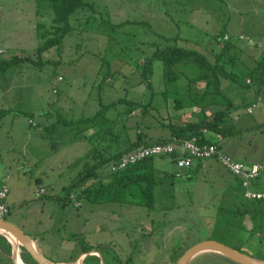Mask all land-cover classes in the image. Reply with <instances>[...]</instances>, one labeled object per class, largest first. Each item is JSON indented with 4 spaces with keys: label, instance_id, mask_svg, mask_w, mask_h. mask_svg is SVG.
<instances>
[{
    "label": "rangeland",
    "instance_id": "374dc122",
    "mask_svg": "<svg viewBox=\"0 0 264 264\" xmlns=\"http://www.w3.org/2000/svg\"><path fill=\"white\" fill-rule=\"evenodd\" d=\"M86 1V7L72 14L70 22L73 28L65 36L63 47L50 48L39 57L37 47L41 40L36 35L38 16L35 1L0 0V57L10 58L15 54L36 56L37 53V58L54 60L51 63H42L41 60L35 63L36 67L28 61L14 64L1 76L0 163L20 153L24 162L35 164L29 175L39 174L54 186L53 190L60 191L61 197H68L63 187L68 186L85 165L74 163L106 140L99 137L73 140L74 132L57 134L53 149L50 141L43 136L44 123L53 122L60 113L68 118L91 116L100 107L122 97L144 102L153 99L156 106L168 101L169 110L163 109L156 115L163 119L161 115L166 116L167 111L174 114L176 86L180 84L181 90H184L182 86L185 88L187 85L184 75L166 88L164 64L156 60L152 80L158 93L152 95V90L140 82L142 68L139 63L165 41L158 34L179 35L177 44L197 48L208 56L218 51V32L243 33L264 45V0ZM166 15L169 18L165 24L162 18ZM244 43L250 47L260 46L257 41L253 45L243 42L244 50H248ZM258 49L264 54L263 48ZM184 70L188 74L193 73L192 70ZM223 81L225 92L234 100V84L237 83L227 79ZM197 88L203 90L204 83L200 82ZM164 89H167L166 93H162ZM4 109L7 111L4 112ZM124 110L125 103H120L116 109L111 108L104 113L119 120L115 124L118 131L134 133L137 120L143 117L140 109L128 120L125 114H119ZM233 112L234 108L230 114ZM30 117L34 123H30ZM173 117L180 120L178 115ZM231 117L228 116V122H225L232 123L234 120L231 121ZM150 121L154 126L140 124L141 129L154 136L168 133L161 128L158 120L152 117ZM91 132L93 129L86 133ZM242 137L237 142L238 138L232 136H210L231 154L243 148V158L239 159L247 165L252 158L261 161L262 155L264 158V124L250 128ZM250 143L257 146L256 151L247 149ZM248 152L252 154L248 155ZM167 164L170 169L156 172L158 184L153 208L131 203H93L75 195L67 198L62 207L57 204L55 219L60 232L50 237L55 250L50 252L68 258L76 247L80 251L96 244L101 245L99 251L109 264H126L128 261L131 264L133 257L136 264H159L164 255L171 256L178 246L189 248L204 239L224 238L228 244L264 258L263 215L252 219L261 224L257 230L253 231L252 221L245 218L243 225L234 224L232 234L224 235L228 227L217 217L219 206L223 204L219 201L220 192L224 189L222 181L211 177L203 169L189 180L187 177H170L175 165L170 161ZM109 168L111 170V166L105 168L102 176L108 174ZM261 179L264 180V175ZM253 188L264 191V187ZM35 201L38 202V199ZM226 202L232 203L231 200ZM166 206L170 208L163 209ZM163 218H167L169 225L164 235L161 223H158ZM155 222L158 225H154ZM41 238L44 243L49 242L48 236ZM148 242L151 243L150 248ZM89 261L95 262V258ZM190 264L239 263L210 251L197 255Z\"/></svg>",
    "mask_w": 264,
    "mask_h": 264
},
{
    "label": "trees",
    "instance_id": "16d2710c",
    "mask_svg": "<svg viewBox=\"0 0 264 264\" xmlns=\"http://www.w3.org/2000/svg\"><path fill=\"white\" fill-rule=\"evenodd\" d=\"M34 1L36 15L38 16L36 35H38V38L41 40L37 47V53L40 57L42 53L50 48L55 46L58 48L63 47L65 36L70 33L73 28L70 22L72 14L78 9L86 7L88 2L86 0ZM47 18H50V20L47 21ZM225 35H228L227 39H224ZM158 36L165 41L160 43L151 55L146 56L139 63V66L142 68V79L140 82L145 83L152 90V95L158 93L154 90L152 80L154 62L156 60H161L164 64L163 71L166 88L172 83H177L184 75L188 80L187 85L185 88L182 86L184 90H181L180 84L176 86L173 99L175 108L174 114L190 112L192 118L182 123L174 119V114L167 111V115H161L163 119H160L156 113H160L163 109L169 110L168 101L156 106L153 99L144 102L122 97L119 100H114L105 104L104 107H100L91 116L68 118L60 113L58 118L53 122L44 123L42 128L43 136L50 141L53 149L56 147L57 134L62 135L74 132L72 136L73 140H92L94 137L106 140L104 141L105 143L103 142L104 144L95 145L87 152L86 156L80 157V159L74 163L76 165L82 162L85 165L71 183L63 187V191L66 190L68 195V197L60 196L63 202L68 201L67 198H71V193L77 190V197L79 199H86L93 203L119 202L145 205L149 208H153L155 207V188L158 184L154 159L155 157L164 156L175 158L179 152L171 156H150L114 172L109 168L108 174L102 176V172L105 168L118 163L124 154L130 151L151 146L155 143L178 142L191 139L195 136L198 138V142L216 143L222 148L220 142L210 138L211 135L214 134L215 137L216 135L228 137L241 134V131L237 130L234 124L225 122L228 115H231V109L234 108V100L225 92L223 88V79L230 80L233 84L236 82L238 87L247 88L251 82L250 78H254L257 72L263 85L264 54L263 57L258 60L259 63L255 70H246L245 67L248 66L246 65L247 53L244 50L243 42L247 41L240 39L238 35L234 36L229 32H218L216 38L219 43V48L218 51H213L211 53V55L213 54L212 56H208L197 48H188L177 44V40L180 39L179 35L166 36L158 34ZM257 48H260V46ZM37 53L36 56L15 54L10 58L0 57V78L3 73L14 64L20 65L28 61L36 67L35 63L41 62V60L42 63L45 61L49 63L54 62V60L45 59L44 57L37 58ZM184 69L192 70L193 73L188 74ZM200 82L204 83L203 90L197 88ZM261 88L259 92H261ZM57 92L58 90H56L55 93ZM166 92L167 89L162 91V93ZM120 103H125L126 110H124V112H119V114H125L127 120L132 115L136 114L135 111L137 109H140V114L143 117L137 120V124L135 125L137 126L136 132L129 134L128 132L118 131V129L115 128V124H117L119 120L115 117L111 118L108 114L106 115L104 113L108 109H116L117 104ZM244 105H246V103H244ZM249 105L245 107V110ZM3 111L6 112L7 109ZM208 111H211V114H208ZM152 117L158 120L163 130H168L169 135H167L168 133H164L160 136H154L141 129L140 124H145L147 127L154 126L150 121ZM29 119L30 123H34L32 117ZM91 129H93V132L87 134L86 132ZM205 130H207L206 133ZM4 184L7 183H2L0 187ZM41 188H39V190ZM240 189L239 192L233 194L236 200L232 203L224 202L219 206V214L217 217L223 225L225 224V226L228 227L227 231H229L224 232V235L232 234L234 232V224L239 223L243 225L245 218L252 221V225H254L253 231L257 230V226L258 228L261 227V224H256V221L252 219L257 217V215L264 216V200L247 199L244 197L242 186ZM36 196L40 197L37 194ZM7 199L5 202L9 206ZM10 212L11 208L9 206L8 215ZM216 239L227 243L224 238ZM231 246L242 249L234 245ZM187 248L188 247L180 246L174 250L171 257L175 264ZM91 250L98 251L99 247L90 246V248H85V252ZM94 256L97 258L92 264H99L100 260L98 256ZM84 261L91 263L87 257ZM129 262L130 261L126 264H129Z\"/></svg>",
    "mask_w": 264,
    "mask_h": 264
},
{
    "label": "crops",
    "instance_id": "0c3cea01",
    "mask_svg": "<svg viewBox=\"0 0 264 264\" xmlns=\"http://www.w3.org/2000/svg\"><path fill=\"white\" fill-rule=\"evenodd\" d=\"M168 18H169L168 15L162 18L165 24L167 23ZM239 34H243V33H239ZM239 34H236L234 32V36H237ZM245 45L248 48V50H250V51L245 50L247 53L246 65H248L247 67H245V69L255 70V68L258 66L259 63L258 60L263 57V53L257 47H250L247 44ZM250 80L251 82L249 83V86L247 88L238 87L237 85L234 84L235 87L234 112L231 114L232 115L231 121L233 120L234 121L231 124H234L236 129L241 131V134L232 136L234 138H238L236 140L237 142L243 139L242 136L250 128L261 127V125L264 124V99L263 101L260 102L259 106L254 110V113L248 114L245 111V107L256 99L257 95L259 94V90L262 86V81L258 77L257 72L254 75V78H250ZM254 82L256 85L254 84ZM244 103H246V105H244ZM208 114H211V111L208 112ZM175 115H178L180 117L179 122L182 123L192 118L190 112L178 113V114L176 113ZM226 122H228V119H226ZM167 135H169V133ZM252 144L253 143H250L249 144L250 148L247 147V149H250L251 151L252 150L256 151L257 146ZM242 150L243 148L234 154H231L226 150L224 151H226L236 160L244 162L243 160L239 159V158H243L244 154ZM249 153L252 154V152H248L247 154L249 155ZM20 155L21 154L18 153L11 157L9 156L8 158H5L6 160L2 161V164L0 163V185L6 182L10 188L7 202L11 208V212L8 215V218H6L5 220H8L18 225L25 233L29 235L33 243L42 250V252L46 255V257H48L49 259L55 262L66 263V262L74 261L79 258L80 259L82 258V261L85 262L84 259L86 257L87 259L88 258L96 259L97 257H95L94 255L98 256V259L101 262L104 257L99 250H98L99 252L95 250L85 252L84 248H82L79 251L77 250L76 247L75 248L76 251L73 254L70 253L68 255V258H62L60 254L54 255L53 253L50 252V250L55 251L53 249V242L50 239V237H55L60 232V227L57 224V220L55 219L56 205L60 203L62 207V205L65 204L66 202H63L61 200L59 194L60 191L56 192L55 190H53L54 186L51 185V183L46 182L39 174L37 176H35V174L29 175V171H31L34 168L33 165L35 164H33L31 161L24 162L21 159ZM260 159L262 160L259 161L256 158H252V160H250L249 162L250 163L249 165H252L253 163L264 164L263 155L261 156ZM168 161L174 163L175 165V167L172 169L173 171L170 172V177H174V176L178 177L176 175V172L180 171L182 175L178 178L187 177L189 180L193 178L198 171L203 169L211 177L215 176L216 178H219V181H222L223 183L222 187H224L223 191L220 192L221 200L219 201H223V203L229 200H231L232 202L236 200V198L235 199L233 198L234 197L233 194L241 190L240 178L230 173L215 158H210L206 160H198L197 158L193 161V165L191 167L180 169L175 159L172 157H166V156L155 157L154 159L155 172H157V170L164 172L167 169H170V166H168L167 164ZM3 164L5 165V168ZM221 166L226 171L223 170ZM262 175H264V168L260 173V175L253 181L252 188L254 186L264 187V180L261 179ZM41 187L45 188V193L42 196L37 197L36 192ZM77 194H78L77 190L73 191L71 193V197H73L74 195L77 196ZM35 199H38V202H36ZM169 208H170L169 206H166L163 209L168 210ZM166 219L167 218H163V220H160L158 222L161 223L160 227L163 235L165 234V232H167V227L169 226ZM158 223L155 222L154 225H158ZM46 236H48L49 242L44 243L40 239H42L41 237H43L44 239V237ZM48 246H51V248H49ZM90 246L93 247L98 246L100 249L101 245L90 244ZM147 246L148 248H150L151 243L148 242ZM157 248L159 249V246H157ZM14 249L15 248L13 246L11 239L6 234L0 231V264H36L32 259L30 253L24 247L20 246L19 249L16 251H14ZM48 251L52 255L49 254ZM104 261L106 262V260ZM133 261H134V257H133ZM133 261L131 262V264L132 263L136 264ZM161 261L162 262L159 264H174V261L170 255H164ZM90 262L93 263V261ZM150 263L154 264L153 262ZM140 264L143 263L141 262Z\"/></svg>",
    "mask_w": 264,
    "mask_h": 264
},
{
    "label": "built area",
    "instance_id": "2783aa9c",
    "mask_svg": "<svg viewBox=\"0 0 264 264\" xmlns=\"http://www.w3.org/2000/svg\"><path fill=\"white\" fill-rule=\"evenodd\" d=\"M238 37L242 40H246L251 45L257 43L264 49V45L259 40H255L250 35L240 34ZM228 35L224 36L227 39ZM62 79V76L59 77ZM250 81V80H249ZM56 92V90H54ZM264 99V83L261 88V92L257 95V98L247 108V113H253L254 110L259 106L260 102ZM207 130H205V133ZM198 138L195 136L191 139H186L178 142H162L155 143L151 146L137 148L130 151L121 158L118 163L111 165L112 171L123 169L131 164L137 163L142 159L155 155H175L174 158L180 169L189 168L193 165V161L206 160L210 158L217 159L228 171L233 175L240 178L241 186L244 191V196L247 199L252 200H264V191L254 190L252 188L253 181L260 175L264 168L262 163H253L247 165L242 161L236 160L216 143H201L198 142ZM176 175L180 177L182 174L180 171L176 172ZM45 192L44 188L37 191V195L41 196ZM9 194V187L4 184L0 187V219H5L9 213V206L6 204V199Z\"/></svg>",
    "mask_w": 264,
    "mask_h": 264
},
{
    "label": "water",
    "instance_id": "95a60500",
    "mask_svg": "<svg viewBox=\"0 0 264 264\" xmlns=\"http://www.w3.org/2000/svg\"><path fill=\"white\" fill-rule=\"evenodd\" d=\"M0 231L11 239L15 248L14 251L18 250L20 246L24 247L30 253L36 264H92L83 262L82 258L66 263L55 262L49 259L42 250L33 243L27 233H25L18 225L8 220L0 219ZM210 251L220 253L229 260L239 264H264V259L216 239H204L196 242L184 251L176 264H190L192 259L197 255ZM99 264L107 263L102 259Z\"/></svg>",
    "mask_w": 264,
    "mask_h": 264
}]
</instances>
